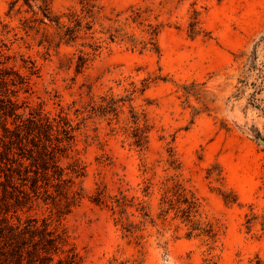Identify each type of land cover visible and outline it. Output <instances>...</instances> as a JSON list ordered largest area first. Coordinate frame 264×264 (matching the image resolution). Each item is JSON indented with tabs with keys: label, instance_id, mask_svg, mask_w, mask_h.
Instances as JSON below:
<instances>
[{
	"label": "rangeland",
	"instance_id": "obj_1",
	"mask_svg": "<svg viewBox=\"0 0 264 264\" xmlns=\"http://www.w3.org/2000/svg\"><path fill=\"white\" fill-rule=\"evenodd\" d=\"M13 1L1 97L74 130L58 192L0 186L10 222L81 264H264V0H50L53 22Z\"/></svg>",
	"mask_w": 264,
	"mask_h": 264
},
{
	"label": "trees",
	"instance_id": "obj_2",
	"mask_svg": "<svg viewBox=\"0 0 264 264\" xmlns=\"http://www.w3.org/2000/svg\"><path fill=\"white\" fill-rule=\"evenodd\" d=\"M31 1H34L42 19L54 21L50 0H23V3L31 7ZM4 76L6 79H0V85L7 81L14 82L7 73ZM1 117L5 121L0 137V176L4 177V181L0 180V186L3 194L7 195L10 192L8 188L15 187L16 181H20L24 187L28 184L27 188L34 195L38 194L40 188L48 195L52 186L58 192L67 175L58 165V157L63 151V140L72 137L70 133L74 128L71 123L64 119L52 124L49 117L23 118L22 113H17L15 103L10 98L4 100L0 93ZM8 117H13V129L7 126ZM15 154L17 158H14ZM81 169L76 166L72 168V173L82 175ZM75 195L79 197V193L74 191L71 198L75 199ZM7 211L0 207V264H81L79 253L72 246L64 248L67 242L62 235L49 228L46 219L39 224L37 218L28 217L21 222V218L16 216L17 223H11ZM63 253L64 256H60Z\"/></svg>",
	"mask_w": 264,
	"mask_h": 264
}]
</instances>
